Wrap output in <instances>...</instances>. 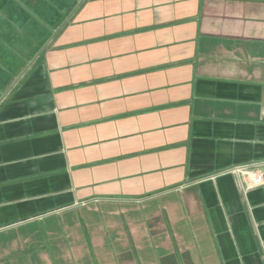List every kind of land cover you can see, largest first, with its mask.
<instances>
[{"label":"crops","instance_id":"0c3cea01","mask_svg":"<svg viewBox=\"0 0 264 264\" xmlns=\"http://www.w3.org/2000/svg\"><path fill=\"white\" fill-rule=\"evenodd\" d=\"M264 0H0V264H264Z\"/></svg>","mask_w":264,"mask_h":264},{"label":"built area","instance_id":"2783aa9c","mask_svg":"<svg viewBox=\"0 0 264 264\" xmlns=\"http://www.w3.org/2000/svg\"><path fill=\"white\" fill-rule=\"evenodd\" d=\"M250 183L254 188L261 187L264 185V174L261 173L259 170H254L250 176Z\"/></svg>","mask_w":264,"mask_h":264}]
</instances>
